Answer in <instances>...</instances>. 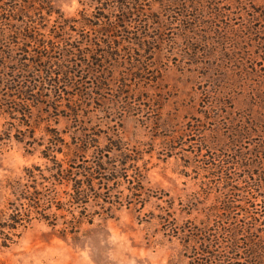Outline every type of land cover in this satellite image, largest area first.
I'll use <instances>...</instances> for the list:
<instances>
[{
  "label": "trees",
  "instance_id": "obj_1",
  "mask_svg": "<svg viewBox=\"0 0 264 264\" xmlns=\"http://www.w3.org/2000/svg\"><path fill=\"white\" fill-rule=\"evenodd\" d=\"M80 1H88L93 11L66 18L53 0H0V110L20 123H10L0 139L44 147L43 163L26 166L3 186L8 197L0 210L2 245L15 244L35 222L79 242L86 237L83 228L94 226L97 218L113 219L123 209L142 211L156 199L168 204L159 205L162 229L170 240L180 241L188 264H264V220L258 224L261 219L250 215L257 205L264 211V191L253 176L250 184L244 175L240 184L246 186H240L232 172L233 166L251 165L248 152L206 147L210 172L221 174L220 204L204 209L205 220L188 219L179 226L174 201L164 200L169 194L148 186L146 163L140 165L147 152L117 133L101 131L90 119L87 125L84 118L101 102H107L108 111H135L131 87L152 80L153 54L163 43L191 48L207 42L212 32L225 42L227 27L218 23L226 17L220 2ZM40 106L45 113L73 119L71 141L50 126L47 143L35 137L33 108ZM253 127L242 136L251 135ZM257 149L255 157L264 165V144ZM182 211L193 212L191 205Z\"/></svg>",
  "mask_w": 264,
  "mask_h": 264
},
{
  "label": "rangeland",
  "instance_id": "obj_2",
  "mask_svg": "<svg viewBox=\"0 0 264 264\" xmlns=\"http://www.w3.org/2000/svg\"><path fill=\"white\" fill-rule=\"evenodd\" d=\"M206 1H219L223 8L226 17L218 23L227 27L225 42L212 32L207 42L191 48L163 43L162 50L153 54L152 80L131 87L135 111H108L107 102H101L95 111L84 112L86 121L91 120L101 131L110 136L117 133L147 152L140 165L146 163L148 186L169 194L164 200L174 201L172 211L179 226L188 219L205 220L204 209L220 204L221 174H212L208 168L209 149L216 152L224 146L230 154L248 152L251 165L233 166L232 172L237 173L240 186H246L240 184L244 175L250 184L253 176V182L260 183L264 191V165L255 157L259 144H264L258 138H264V0ZM87 2L53 0L66 18L77 17L84 9L91 13ZM173 27L171 36L176 37L178 24ZM33 111L38 140L48 142L46 128L50 126L66 132L64 138L71 141L73 119L58 117L54 111L45 113L44 106ZM10 123L20 125L0 110V137ZM250 125L254 126L251 135L242 136ZM15 133L13 129L12 135ZM43 149L38 145L30 148L14 137L0 139V210L8 197L3 188L6 181L20 176L26 166L43 163ZM159 205L168 207L166 202L152 199L142 211L123 209L113 219L97 218L94 226L83 228L86 237L79 242L35 222L9 247L0 238V264H188L180 241L164 234L159 218L164 211ZM189 205L191 216L182 211ZM255 208H250V215H256L262 224V205ZM236 213L243 217V212Z\"/></svg>",
  "mask_w": 264,
  "mask_h": 264
}]
</instances>
